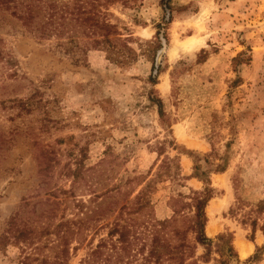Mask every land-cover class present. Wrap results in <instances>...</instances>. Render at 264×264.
Masks as SVG:
<instances>
[{
  "label": "rangeland",
  "instance_id": "374dc122",
  "mask_svg": "<svg viewBox=\"0 0 264 264\" xmlns=\"http://www.w3.org/2000/svg\"><path fill=\"white\" fill-rule=\"evenodd\" d=\"M59 1L105 13L134 59L85 49L94 20L46 38L0 7V238L18 211L36 227L68 221L80 264L142 189L166 219L173 198L209 187L206 235L232 234L236 254L214 246L201 264H264L249 261L264 246V0ZM3 243L0 264L50 253Z\"/></svg>",
  "mask_w": 264,
  "mask_h": 264
},
{
  "label": "trees",
  "instance_id": "16d2710c",
  "mask_svg": "<svg viewBox=\"0 0 264 264\" xmlns=\"http://www.w3.org/2000/svg\"><path fill=\"white\" fill-rule=\"evenodd\" d=\"M60 3L59 0H0V7L11 10L12 15L25 26L35 29L40 36L46 38H62L66 31L72 32L73 29L68 28L71 20L79 23V26L94 20V32L99 33L100 37L86 41L85 49L102 48L108 52L110 58L120 64H128L134 59L120 46V41L123 40L117 36L120 34L114 30L115 25L105 19V13L88 15L82 5H77V9L72 10L65 3ZM112 35L117 37L112 39ZM68 37L67 43L72 50L84 48L73 35ZM125 47L129 48L126 44ZM161 112L163 115V110ZM223 169L219 165L217 171ZM78 172L76 170L74 174L77 175ZM147 189H142L130 203L120 207L119 214L111 224L108 238L100 239L80 264H201L211 260L214 246H227L232 255L236 254L232 234H219L216 241L206 235V208L213 197L209 187L202 191L192 190L189 196L179 194V197L173 198L174 214L166 219L156 217ZM261 208L258 205L256 212ZM127 210L128 213L145 214L137 218L126 217ZM252 225L256 228V221ZM51 226V222L47 221L36 227L18 211L10 217L8 227L0 239L5 244L25 245L22 251L26 253L30 245L37 242L44 244L46 241L44 245L49 246L50 253H39L42 255L39 264H68L71 244L81 230L71 226L68 221H61L52 228ZM191 233L194 234V241L189 238ZM198 244L205 247V253L201 256L196 255ZM77 249L78 246L73 247V250ZM34 250H40V247ZM263 253L264 246L257 247L249 261L258 260ZM38 259L39 257L35 258Z\"/></svg>",
  "mask_w": 264,
  "mask_h": 264
},
{
  "label": "bare ground",
  "instance_id": "6f19581e",
  "mask_svg": "<svg viewBox=\"0 0 264 264\" xmlns=\"http://www.w3.org/2000/svg\"><path fill=\"white\" fill-rule=\"evenodd\" d=\"M208 232H209L210 234H213L214 230H213L212 226H209V228H208ZM240 248H241V252H242L243 255L248 254V252L251 250V246L248 245V244H246V243H243V244L240 246Z\"/></svg>",
  "mask_w": 264,
  "mask_h": 264
}]
</instances>
